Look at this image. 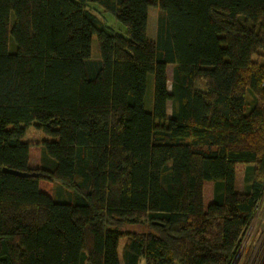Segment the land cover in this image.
Wrapping results in <instances>:
<instances>
[{"label": "trees", "instance_id": "1", "mask_svg": "<svg viewBox=\"0 0 264 264\" xmlns=\"http://www.w3.org/2000/svg\"><path fill=\"white\" fill-rule=\"evenodd\" d=\"M263 193L264 0H0V264H231Z\"/></svg>", "mask_w": 264, "mask_h": 264}, {"label": "rangeland", "instance_id": "2", "mask_svg": "<svg viewBox=\"0 0 264 264\" xmlns=\"http://www.w3.org/2000/svg\"><path fill=\"white\" fill-rule=\"evenodd\" d=\"M91 10L107 25L113 27L118 32L124 33L125 27L124 25L118 21L116 16L112 13L104 10L97 3H92ZM157 16L158 10L156 7H150L149 10V29L148 35L151 40H155L156 38V26H157ZM10 48L12 50L15 49L13 44V38L10 39ZM100 42L97 36L93 37L92 44V55L94 58L100 57ZM168 73V89L171 91L172 82L174 77V66L170 64L167 69ZM198 87L204 89V82L199 81ZM153 91H154V76L150 75L148 79V89L146 92V108L151 111L152 110V102H153ZM247 101L248 108H250L251 104L254 102V94L251 90L247 91ZM168 115L171 116L172 113V101L168 102ZM46 139H52V137L48 136L44 133L35 123L27 127L26 135L24 136V141L31 142H42ZM39 149L36 148L34 150V159L38 158ZM250 168L243 167L237 174L236 186L240 192H245L247 189V185L250 183L249 178L251 177ZM41 189L53 197H59L61 190H64L66 187L62 186V184L58 181H51L47 179H43L40 182ZM61 187V189H60ZM64 187V189H62ZM209 192V189H208ZM146 223L140 222L136 224H125L124 229L134 232L141 231ZM127 241V237L124 236L120 240L119 251L120 255H122V250ZM87 264V263H85ZM123 264V263H122ZM144 264V263H143ZM231 264H264V193L262 198L258 202L256 207L254 216L244 231L242 238L240 240V244L238 246L236 255Z\"/></svg>", "mask_w": 264, "mask_h": 264}]
</instances>
